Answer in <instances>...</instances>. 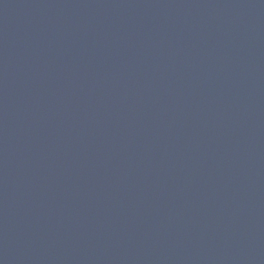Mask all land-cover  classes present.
Listing matches in <instances>:
<instances>
[{"label":"water","instance_id":"1","mask_svg":"<svg viewBox=\"0 0 264 264\" xmlns=\"http://www.w3.org/2000/svg\"><path fill=\"white\" fill-rule=\"evenodd\" d=\"M0 264H264V0H0Z\"/></svg>","mask_w":264,"mask_h":264}]
</instances>
